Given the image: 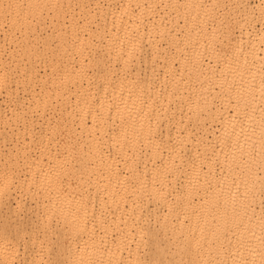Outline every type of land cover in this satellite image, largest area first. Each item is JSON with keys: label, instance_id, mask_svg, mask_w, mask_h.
<instances>
[{"label": "bare ground", "instance_id": "obj_1", "mask_svg": "<svg viewBox=\"0 0 264 264\" xmlns=\"http://www.w3.org/2000/svg\"><path fill=\"white\" fill-rule=\"evenodd\" d=\"M263 110L264 0H0V264H264Z\"/></svg>", "mask_w": 264, "mask_h": 264}, {"label": "rangeland", "instance_id": "obj_2", "mask_svg": "<svg viewBox=\"0 0 264 264\" xmlns=\"http://www.w3.org/2000/svg\"><path fill=\"white\" fill-rule=\"evenodd\" d=\"M257 2H258V1H257ZM262 113H263L262 116L264 117V110H263ZM260 193H261L262 195L258 194V195H260L259 198H261V201H259V202H261V204H262L261 206H263V205H264V199H263V198H264V195H263V192H260ZM262 196H263V198H262ZM259 200H260V199H259Z\"/></svg>", "mask_w": 264, "mask_h": 264}]
</instances>
